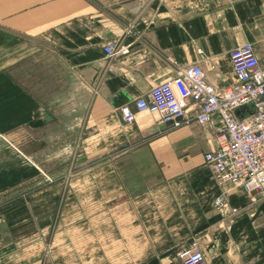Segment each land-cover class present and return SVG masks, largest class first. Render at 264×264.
Wrapping results in <instances>:
<instances>
[{
  "label": "crops",
  "instance_id": "obj_1",
  "mask_svg": "<svg viewBox=\"0 0 264 264\" xmlns=\"http://www.w3.org/2000/svg\"><path fill=\"white\" fill-rule=\"evenodd\" d=\"M0 31L42 39L66 78L51 105L49 89L0 70V131L27 156L0 165V264H182L195 239L209 264H264V196L228 188L227 207L215 204L204 155L216 127L119 113L195 63L232 82L237 45L264 64V0H0ZM111 42L129 50L109 57Z\"/></svg>",
  "mask_w": 264,
  "mask_h": 264
},
{
  "label": "built area",
  "instance_id": "obj_2",
  "mask_svg": "<svg viewBox=\"0 0 264 264\" xmlns=\"http://www.w3.org/2000/svg\"><path fill=\"white\" fill-rule=\"evenodd\" d=\"M128 50L116 42L104 46L109 57ZM230 58L235 79L228 84L209 80L195 63L119 106L125 123L148 113L173 128L188 124L192 117L204 127H216L215 146L204 157L222 188L215 199L219 208L227 207L228 188L243 189L252 200L257 194L264 196V64L250 42L234 47ZM179 257L182 264H209L197 239L184 246Z\"/></svg>",
  "mask_w": 264,
  "mask_h": 264
},
{
  "label": "rangeland",
  "instance_id": "obj_3",
  "mask_svg": "<svg viewBox=\"0 0 264 264\" xmlns=\"http://www.w3.org/2000/svg\"><path fill=\"white\" fill-rule=\"evenodd\" d=\"M34 44L35 47L31 46ZM41 44L42 39L35 38L32 41L31 40H25L24 37L16 44H13L11 46H5L0 48V70H3V72H7L14 78H16L17 81H24L25 83L28 82V90H31L35 92L36 94H41L44 91L49 92L51 96V105L55 104L52 100H54V96H56L59 92H63V89L66 87L59 86L58 80L59 79H66L63 77V74L61 76V73L63 70H60L61 63L58 62V57L55 54H50L47 56L45 54V57H49L50 61L43 65V68L45 70V74H48V80H49V86L47 87L46 84L42 86L41 81L42 78L45 79V77L41 76V62L42 59L45 57L42 55L41 50ZM39 47V49L36 50V48ZM32 50L34 52H32ZM33 57L32 64L26 62V58ZM15 67L13 70V67L9 69L4 65H9V63L15 62ZM33 67V68H32ZM63 68V67H62ZM38 70L40 75L37 77L33 76L31 73V70ZM13 70V72H11ZM47 71V73H46ZM15 74V75H12ZM44 74V75H45ZM9 75V76H10ZM46 90V91H45ZM25 137H23L24 140ZM16 139H13L10 135L9 131L1 132L0 131V165L5 166L9 165L10 163H18L19 165L25 166L26 163V152L24 149H22L20 142L18 144L15 141ZM10 158H12L10 160ZM17 159V160H16ZM18 161V162H15ZM52 169V167H51ZM29 182L24 181L21 182L18 185V188H21L25 185H27Z\"/></svg>",
  "mask_w": 264,
  "mask_h": 264
},
{
  "label": "water",
  "instance_id": "obj_4",
  "mask_svg": "<svg viewBox=\"0 0 264 264\" xmlns=\"http://www.w3.org/2000/svg\"><path fill=\"white\" fill-rule=\"evenodd\" d=\"M22 38L9 32L0 31V48L18 43Z\"/></svg>",
  "mask_w": 264,
  "mask_h": 264
}]
</instances>
